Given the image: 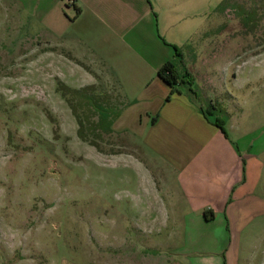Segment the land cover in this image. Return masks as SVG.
Returning a JSON list of instances; mask_svg holds the SVG:
<instances>
[{"label":"rangeland","instance_id":"1","mask_svg":"<svg viewBox=\"0 0 264 264\" xmlns=\"http://www.w3.org/2000/svg\"><path fill=\"white\" fill-rule=\"evenodd\" d=\"M171 1H190L180 64H190L192 94L243 149L250 144L259 167L258 207L240 219L249 225L233 264H264V0ZM79 50L46 41L26 9L0 0V264H167L168 250L142 241L158 231L167 239L183 217H140L163 208L167 163ZM189 252L196 264L224 253Z\"/></svg>","mask_w":264,"mask_h":264},{"label":"crops","instance_id":"2","mask_svg":"<svg viewBox=\"0 0 264 264\" xmlns=\"http://www.w3.org/2000/svg\"><path fill=\"white\" fill-rule=\"evenodd\" d=\"M8 1L28 11V26L37 27L46 41L64 51L87 52L119 88L126 102L124 120L138 122L151 148L167 163L158 183L166 194L164 206L140 217L162 218L169 210L168 218L175 223L183 217V225L173 224L167 239L158 231L141 241L168 250L167 264H196L189 255L195 248L224 251L214 261L198 264H233L240 235L258 207L253 197L261 180L256 155L249 143L243 149L239 139H232L227 120V135L214 123L199 93L183 91L181 85L173 88L158 75L176 58L175 46L185 57L190 1ZM260 215L264 218L263 211ZM243 216L248 221L240 224Z\"/></svg>","mask_w":264,"mask_h":264},{"label":"trees","instance_id":"3","mask_svg":"<svg viewBox=\"0 0 264 264\" xmlns=\"http://www.w3.org/2000/svg\"><path fill=\"white\" fill-rule=\"evenodd\" d=\"M176 48V58L174 60H170L166 62L158 71V75L171 87H178L179 85H187L191 92L196 91L193 87L194 76L185 68L181 67L180 62L182 63V51L179 47ZM210 108H215V104L211 103ZM214 123L223 130V132L227 135V131L225 129L226 119L222 116H217Z\"/></svg>","mask_w":264,"mask_h":264}]
</instances>
